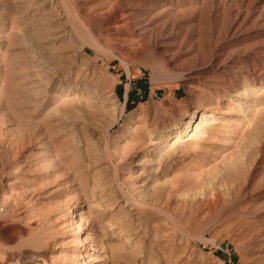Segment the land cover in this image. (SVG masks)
I'll use <instances>...</instances> for the list:
<instances>
[{"label":"rangeland","instance_id":"374dc122","mask_svg":"<svg viewBox=\"0 0 264 264\" xmlns=\"http://www.w3.org/2000/svg\"><path fill=\"white\" fill-rule=\"evenodd\" d=\"M0 205V264H264V0H0Z\"/></svg>","mask_w":264,"mask_h":264},{"label":"bare ground","instance_id":"6f19581e","mask_svg":"<svg viewBox=\"0 0 264 264\" xmlns=\"http://www.w3.org/2000/svg\"><path fill=\"white\" fill-rule=\"evenodd\" d=\"M5 41H7L6 39H5ZM257 58V57H256ZM256 60H258V61H260V59H256ZM257 62V61H256ZM255 62H253V64H254ZM258 64H260V66L262 65V63H258ZM259 70V69H258ZM261 70V69H260ZM261 72V71H260ZM258 73H259V71H258ZM248 77V76H247ZM254 79H256V80H258L259 82L262 80V76H259V77H256V76H254L252 79H246L247 80V82L245 81V84H247V83H251ZM250 85H253V84H250ZM236 92H237V90H235ZM206 108H207V106H206ZM122 109H124V105H122ZM143 110H144V107L143 106H141V105H138L135 109H133L130 113H129V115L128 116H135L136 114H138V113H140L141 112V114H142V112H143ZM92 112V111H91ZM195 115H196V112H189V113H187L186 115H185V120L184 121H181L178 125L175 123V126H173V124L172 125H168L166 128V131H167V133L165 134V135H170L172 132H170V131H172L173 129H175V132H176V134H175V137H177L178 135L180 136V134L183 132V131H185V129L187 128V127H189L190 125H192L193 126V124H194V117H195ZM205 114H204V112H201L200 113V118H201V120H203L202 118H203V116H204ZM204 121V120H203ZM196 126L197 125H195V128H196ZM182 128V129H181ZM180 129V130H179ZM178 140V139H177ZM188 140V139H187ZM175 142V141H174ZM8 144H9V142H8ZM12 145V144H11ZM8 148H9V145H8ZM11 148H13L12 146H11ZM13 155L14 156H17V151L15 150L14 152H13ZM95 196V195H94ZM85 197H88V195L86 196L85 195ZM89 198V197H88ZM86 200V199H85ZM91 201V200H90ZM90 205V204H89ZM1 206V205H0ZM88 207H90V206H88ZM97 227L99 228V232H98V235H100V236H104V235H108V233H110L109 231V229H108V227L106 226V223H99L98 225H97ZM126 236V235H125ZM165 250V249H164ZM163 250V251H164ZM164 252H166V251H164ZM161 253H163V252H161ZM41 254V253H40ZM172 254V253H171ZM37 255V254H36ZM163 257V256H162ZM161 257V258H162ZM173 257V256H172ZM83 259V258H82ZM170 259V258H169ZM162 260V259H161ZM176 260V259H175ZM83 264H85V263H83Z\"/></svg>","mask_w":264,"mask_h":264}]
</instances>
